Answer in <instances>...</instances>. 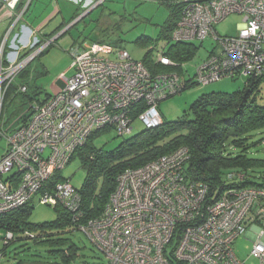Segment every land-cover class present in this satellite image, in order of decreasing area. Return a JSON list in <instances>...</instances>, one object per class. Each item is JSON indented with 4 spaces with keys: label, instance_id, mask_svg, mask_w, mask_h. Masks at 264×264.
Returning <instances> with one entry per match:
<instances>
[{
    "label": "built area",
    "instance_id": "1",
    "mask_svg": "<svg viewBox=\"0 0 264 264\" xmlns=\"http://www.w3.org/2000/svg\"><path fill=\"white\" fill-rule=\"evenodd\" d=\"M31 1L0 0V14L8 9L13 21L0 43L1 102L17 75L53 42L42 46L46 39L25 25L14 34ZM103 1H94L92 7ZM163 1L181 5L173 43L213 36L218 49L191 76L186 69L184 74L153 72L143 59L106 43L74 46L73 75L62 73L58 90L35 102L28 121L6 135L7 149L0 157V215L19 209L41 191L40 203L74 213V227L104 253L107 264H247L234 250L244 232L254 240L251 256L264 264V184L228 187L208 202V186L186 176L187 146L121 172L100 216L84 222L79 190L68 180L49 184L95 131L113 127L125 137L136 119L145 128L157 127L163 123L159 103L192 83L239 75L264 78V0ZM232 13L243 15L238 34L219 35L215 24ZM166 51L167 44L156 49L155 63L176 66ZM27 89L25 84L20 87L22 92ZM245 178L243 173L229 174L231 181ZM15 239L6 230L3 246ZM3 255L0 251V262Z\"/></svg>",
    "mask_w": 264,
    "mask_h": 264
},
{
    "label": "rangeland",
    "instance_id": "2",
    "mask_svg": "<svg viewBox=\"0 0 264 264\" xmlns=\"http://www.w3.org/2000/svg\"><path fill=\"white\" fill-rule=\"evenodd\" d=\"M68 10L69 15L65 22L66 24L60 22L55 25L57 20L55 18L44 26V30L49 36L44 38L46 40L41 45L43 46L53 40L52 44L46 48L47 51L34 59L15 78L14 83L29 85L28 94L33 95L35 91H38V99H43L47 94H52L58 90L62 82L60 80L62 73L65 74L66 72L67 77L73 75L75 60L71 55V50L77 44L94 41L106 43L113 46L115 50H127L137 60L144 59L150 51V55L154 57L157 48L166 47L167 43L164 38L166 34L165 23L170 18L171 9L163 0H104L102 5L94 8L89 14L81 17L75 23L74 21L86 10L84 11L83 7H78L76 3H69ZM38 13L39 10L33 5L24 14L14 34L21 32L24 25L31 29L36 28L38 21H40L37 17ZM75 14L78 15L75 17ZM12 22L11 20L10 23ZM242 22L243 15L232 13L216 23L215 29L221 36H234L238 34ZM7 23L5 19L0 22L1 40L5 34ZM63 24H65V27L58 29ZM59 34L60 36L56 37ZM38 35L41 37L40 34ZM13 37L14 35L11 37L10 42ZM194 43L199 47L197 56L191 57V59L182 63L185 64L184 68L181 67L182 72H179L178 69H173V71L184 74L183 69H186L191 76H194L196 66L210 52L218 49L217 40L213 36L207 37L203 42L197 40ZM7 51H9V46ZM167 67L159 65L157 72H168L169 69ZM40 70H44L45 73L41 74ZM246 81V76L239 75L236 77H225L208 84L195 82L182 92L162 100L158 108L165 121H174L182 117L200 95L211 92L232 93L243 88ZM257 102L264 105V80L259 85ZM15 105L14 102H10L7 98L3 102L0 99V157L7 149L6 135L14 128L20 126L21 116L30 111L27 108L25 113H21V111H16ZM133 126L134 129L129 136L145 129V126L138 119L133 122ZM263 135H258L256 139ZM121 139L122 137L118 136L115 128L105 127L94 136L93 144L97 147L111 149L118 145ZM251 154L256 157H264V142L252 148ZM58 173L78 190L81 189L86 177L82 159L78 155L72 158ZM251 181L255 183L263 182L264 176L253 175ZM41 195V191L36 193L27 203L28 214L25 220L28 225L25 226L26 231L15 233L17 238L5 247L0 264H15L18 260L27 262L56 260L60 264H107L104 253L91 243L83 231L76 229L72 225L48 229L47 236L46 234H41L43 230L38 225L53 222L59 214L54 206L40 203ZM5 233L4 229H0V250L3 249ZM31 234L34 237H30ZM47 237L56 242L41 240ZM253 243V238L247 235L246 232L242 233L234 242L236 254L240 259L245 260L247 264L258 263L250 254ZM57 250L69 254V259L64 261L59 255L58 257L49 256L51 255L50 251Z\"/></svg>",
    "mask_w": 264,
    "mask_h": 264
},
{
    "label": "trees",
    "instance_id": "3",
    "mask_svg": "<svg viewBox=\"0 0 264 264\" xmlns=\"http://www.w3.org/2000/svg\"><path fill=\"white\" fill-rule=\"evenodd\" d=\"M164 3L171 9L170 18L165 23L166 55L177 63L176 66L167 67V69L169 71L178 69L182 72V63L191 57H196L199 47L194 42L173 43L171 41L172 31L180 17L181 5L167 1ZM77 15L75 14V17ZM65 24L58 29L65 27ZM150 53L151 51L146 54L143 61L151 71L157 72L159 65L155 63ZM40 73L45 72L40 70ZM263 80L264 78L248 76L245 86L232 93L202 94L179 119L174 121L163 119V123L157 127L145 128L135 135L122 137L119 144L111 149L93 144L94 136L101 129L95 131L85 145L72 156L74 158L78 155L82 159V166L86 171L85 181L79 189L82 212L80 222L100 216L116 188L117 178L121 172L128 168L143 166L181 146H187L190 151V157L185 166L186 176L208 186V202L215 201L228 187L264 184V181L260 183L251 181L253 175L264 176V157L251 154L252 148L264 142V135L256 139L258 135L264 134V105L257 102V92ZM22 85L24 84L12 83L5 96L10 102L16 104V111L25 113V109H30L21 116L19 125L28 121L33 113L35 102L41 103V100L44 102L51 96L49 93L44 99H38V91L30 95L28 94L29 85L26 92L20 91ZM138 112L139 109L132 112L133 118ZM232 172L243 173L245 180L240 183L231 181L229 174ZM64 180L66 179L57 172L49 184L52 186ZM26 205L0 215V229L12 230L14 233L26 231L25 226L28 225L25 220L28 214ZM55 208L59 213L57 219L38 225L43 230L41 233L43 235L47 236L48 229L75 226L77 223L74 221L72 211L61 206ZM41 240L52 241L49 237ZM6 246H3L0 251L4 252ZM50 254V257L59 255L64 261L69 259V254L61 250L50 251ZM15 264L60 263L56 260L31 262L18 260Z\"/></svg>",
    "mask_w": 264,
    "mask_h": 264
},
{
    "label": "crops",
    "instance_id": "4",
    "mask_svg": "<svg viewBox=\"0 0 264 264\" xmlns=\"http://www.w3.org/2000/svg\"><path fill=\"white\" fill-rule=\"evenodd\" d=\"M94 1L96 0H32L27 11H29L33 5L35 6L36 9L39 10L37 17L38 19H40V21H38V24L36 25L37 27L33 29L37 32V34L41 35V38H46L49 35H47V32L44 30V26L47 25L49 21L55 18L57 19L55 21L56 22L55 25H58V23L60 22L65 23L69 15V10H68L69 3H76L78 7L80 6V7H83L84 9L86 8L87 10L92 6ZM4 19L6 23L8 22L5 32H4L6 33L9 27V23L11 22V17L9 16L8 9H4V11L1 12L0 14V22L1 20H4ZM26 30H28V28H26ZM0 43H1V38H0ZM42 101L43 100H41V102Z\"/></svg>",
    "mask_w": 264,
    "mask_h": 264
},
{
    "label": "water",
    "instance_id": "5",
    "mask_svg": "<svg viewBox=\"0 0 264 264\" xmlns=\"http://www.w3.org/2000/svg\"><path fill=\"white\" fill-rule=\"evenodd\" d=\"M94 9V7H90L89 9H87L80 17H78L75 21H74V23L77 21V20H79L81 17H85L88 13H90L92 10ZM73 24V23H72ZM64 32V31H63ZM57 36H59V35H57Z\"/></svg>",
    "mask_w": 264,
    "mask_h": 264
}]
</instances>
